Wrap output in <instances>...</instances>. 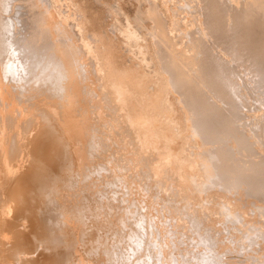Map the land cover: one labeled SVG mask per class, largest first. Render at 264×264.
<instances>
[{"label": "rangeland", "instance_id": "obj_1", "mask_svg": "<svg viewBox=\"0 0 264 264\" xmlns=\"http://www.w3.org/2000/svg\"><path fill=\"white\" fill-rule=\"evenodd\" d=\"M41 1L0 0V264H263L264 0Z\"/></svg>", "mask_w": 264, "mask_h": 264}, {"label": "bare ground", "instance_id": "obj_2", "mask_svg": "<svg viewBox=\"0 0 264 264\" xmlns=\"http://www.w3.org/2000/svg\"><path fill=\"white\" fill-rule=\"evenodd\" d=\"M7 1H8V0H7ZM29 1H30V0H29ZM40 1H41V0H40ZM155 1H156V0H155ZM170 1H171V0H170ZM41 2H42V1H41ZM164 2H165V1H164ZM228 2H229V1H228ZM12 3H13V2H12ZM39 3H40V2H39ZM51 3H52V2H51ZM250 3H251V2H250ZM61 4H62V3H61ZM72 4H73V3H72ZM242 4H243V3H242ZM2 5H3V4H2ZM47 5H48V3H47ZM101 5H102V4H101ZM197 5H198V4H197ZM52 6L54 7V5H52ZM65 6H66V5H65ZM76 6H77V5H76ZM111 6H112V5H111ZM115 6H116V5H115ZM166 6H167V5H166ZM245 6H246V5H245ZM34 7H35V6H34ZM45 7H46V6H45ZM226 7H227V6H226ZM2 8H3V6H2ZM8 8H9V7H8ZM17 8H18V7H17ZM39 8H40V6H39ZM47 8H48V6H47ZM55 8H56V7H55ZM72 8H73V7H72ZM74 8H75V7H74ZM116 8H117V7H116ZM165 8H166V7H165ZM9 9H10V8H9ZM52 9H53V8H52ZM56 9H57V8H56ZM56 9H54V10H56ZM215 9H216V8H215ZM45 10H46V9H45ZM252 10H253V9H252ZM30 11H31V10H30ZM52 11H53V10H52ZM118 11H119V9H118ZM147 11H148V10H147ZM182 11H183V10H182ZM242 11H243V10H242ZM247 11H248V10H247ZM42 12H43V11H42ZM42 12H41V13H42ZM46 12H47V11H46ZM73 12H74V11H73ZM75 12H76V11H75ZM231 12H232V11H231ZM259 12H260V11H259ZM41 13H40V14H41ZM55 13H56V12H55ZM80 13H81V12H80ZM116 13H117V12H116ZM157 13H158V12H157ZM162 13H163V12H162ZM57 14H58V12H57ZM112 14H113V13H112ZM146 14H149V13L147 12ZM248 14H249V13H248ZM258 14H259V13H258ZM53 15H54V14H53ZM169 15H170V14H169ZM169 15H168V17H169ZM262 15H263V14H262ZM39 16H40V15H38V17H39ZM56 16H59V14L56 15ZM66 16H67V15H66ZM112 16H113V15H112ZM263 16H264V15H263ZM77 17H78V16H77ZM83 17H84V15H83ZM135 17H136V16H135ZM173 17H174V16H173ZM236 17H237V16H236ZM30 18H32V17H30ZM57 18H60V17H57ZM63 18H65V17H63ZM113 18H114V17H113ZM121 18H122V17H121ZM133 18H134V17H133ZM214 18H215V17H214ZM248 18H249V17H248ZM17 19H18V18H17ZM38 19H39V18H38ZM66 19H67V18H66ZM111 19H112V18H111ZM168 19H169V18H168ZM175 19H176V17H175ZM236 19H237V18H236ZM255 19H256V18H255ZM261 19H262V18H261ZM47 20H48V19H47ZM76 20H77V19H76ZM115 20H116V19H115ZM117 20H118V19H117ZM190 20H191V19H190ZM205 20H206V19H205ZM209 20H210V19H209ZM243 20H244V19H243ZM250 20H251V19H250ZM257 20H258V19H257ZM17 21H18V20H17ZM43 21H44V20H43ZM77 21H78V20H77ZM141 21H143V20H141ZM180 21H181V20H180ZM262 21H263V19H262ZM50 22H52V21H50ZM120 22H121V21H120ZM139 22H140V21H139ZM196 22H197V21H196ZM234 22H235V21H234ZM236 22H237V21H236ZM36 23H37V22H36ZM41 23H43V22H41ZM47 23H48V22H47ZM174 23H175V22H174ZM174 23H173V24H174ZM208 23H209V22H208ZM263 23H264V22H263ZM31 24H32V23H31ZM40 25H41V24H40ZM78 25H79V23H78ZM112 25H113V24H112ZM165 25H166V24H165ZM187 25H188V24H187ZM191 25H192V24H191ZM208 25H209V24H208ZM233 25H234V24H233ZM251 25H252V24H251ZM256 25H258V24H256ZM17 26H18V25H17ZM36 26H37V24H36ZM36 26H35V27H36ZM62 26H63V25H62ZM172 26H173V25H172ZM222 26H223V25H222ZM245 26H246V25H245ZM248 26H249V25H248ZM248 26H247V27H248ZM37 27H38V26H37ZM37 27H36V28H37ZM67 27H68V26H67ZM74 27H75V26H74ZM126 27H129V26H126ZM126 27H125V28H126ZM140 27H141V26H140ZM155 27H156V26H155ZM169 27H170V26H169ZM259 27H260V26H259ZM38 28H39V27H38ZM77 28H78V27H76L75 30H76ZM112 28H113V27H112ZM115 28H116V27H115ZM253 28H254V27H253ZM57 29H58V28H57ZM154 29H155V28H154ZM168 29H169V28H168ZM170 29H171V28H170ZM242 29H243V28H242ZM245 29H246V28H245ZM261 29H262V28H261ZM38 30H39V29H38ZM53 30H54V29H53ZM75 30H74V31H75ZM122 30H123V29H122ZM126 30H127V29H126ZM130 30H131V29H130ZM157 30H158V29H157ZM181 30H182V29H181ZM257 30H258V29H257ZM262 30H264V27H263ZM41 31H42V30H41ZM110 31H111V30H110ZM113 31H114V30H113ZM124 31H125V30H124ZM132 31H133V30H131L130 32L132 33ZM145 31H146V30H145ZM39 32H40V31H39ZM43 32H44V31H43ZM54 32H56V31L54 30ZM57 32H58V30H57ZM127 32H128L127 35H130V34H129V31H127ZM253 32H254V31H253ZM12 33H13V32H12ZM58 33H59V32H58ZM133 33H135V32H133ZM230 33H231V32H230ZM230 33H229V34H230ZM258 33H260V32H258ZM44 34H45V33H44ZM63 34H64V33H63ZM91 34H92V33H91ZM91 34H90V35H91ZM154 34H155V33H154ZM250 34H251V33H250ZM262 34H263V33H262ZM12 35H14V34H12ZM17 35H18V34H17ZM40 35H41V33H40ZM42 35H43V33H42ZM42 35H41V36H42ZM87 35H88V34H87ZM135 35H136V34H135ZM160 35H162V34H160ZM234 35H235V34H234ZM252 35H253V34H252ZM61 36H62V35H61ZM132 36H133V35H132ZM153 36H154V35H153ZM211 36H212V35H211ZM249 36H250V35H249ZM254 36H256V35H254ZM258 36H259V35H258ZM79 37H80V36H79ZM87 37H88V36H87ZM89 37H90V36H89ZM121 37H123V36H121ZM150 37H151V36H150ZM163 37H164V36H163ZM163 37H162V38H163ZM233 37H235V36H233ZM251 37H252V36H251ZM262 37H263V36H262ZM262 37H261V38H262ZM128 38H130V37H128ZM219 38H220V37H219ZM242 38H243V37H242ZM30 39H31V38H30ZM38 39H39V38H38ZM46 39H48V38H46ZM56 39H57V38H56ZM58 39H59V38H58ZM67 39H68V38H67ZM80 39H81V38H80ZM87 39H88V38H87ZM115 39H116V38H115ZM121 39H122V38H121ZM144 39H145V38H144ZM155 39H156V37H155ZM244 39H245V38H244ZM250 39H251V38L249 37V41H250ZM259 39H260V38H259ZM263 39H264V38H263ZM16 40H17V39H16ZM16 40H15V41H16ZM24 40H25V38H24ZM27 40H28V39H27ZM39 40H40V39H39ZM74 40H75V39H74ZM83 40H84V39H83ZM89 40H90V39H89ZM221 40H222V39H221ZM255 40H257V39H255ZM11 41H12V40H11ZM47 41H48V40H47ZM62 41H64V39H63ZM115 41H116V40H115ZM160 41H161V40H160ZM183 41H184V40H183ZM229 41H230V40H229ZM233 41H234V40H233ZM31 42H32V41H31ZM58 42H59V41H58ZM91 42H92V40H91ZM93 42H94V41H93ZM150 42H151V41H150ZM211 42H212V41H211ZM251 42H252V41H251ZM29 43H30V42H29ZM38 43H39V42H38ZM38 43H36V44H38ZM45 43H46V42H45ZM49 43H50V42H49ZM51 43H52V42H51ZM78 43H79V42H78ZM83 43H85V40H84ZM88 43H89V42H88ZM128 43H129V42H128ZM160 43H161V42H160ZM163 43H164V42H163ZM218 43H219V42H218ZM237 43H238V42H237ZM237 43H236V44H237ZM257 43H258V42H257ZM16 44H17V43H16ZM19 44H20V43H19ZM63 44H64V42H63ZM125 44H126V43H125ZM161 44H162V43H161ZM245 44H246V43H245ZM248 44H249V43H248ZM27 45H28V44H27ZM29 45H30V44H29ZM32 45H33V44H32ZM34 45H35V44H34ZM38 45H39V44H38ZM60 45H61V44H60ZM64 45H65V44H64ZM83 45H84V44H83ZM85 45H86V44H85ZM154 45H155V44H154ZM167 45H168V44H167ZM189 45H190V44H189ZM191 45H192V44H191ZM20 46H21V45H20ZM41 46H42V45H41ZM41 46H40V47H41ZM53 46H54V45H53ZM61 46H62V45H61ZM69 46H70V45H69ZM90 46H91V45H90ZM124 46H125V45H124ZM224 46H225V45H224ZM232 46H233V45H232ZM250 46H251V45H250ZM15 47H16V46H15ZM28 47H29V46H28ZM35 47H36V45H35ZM38 47H39V46H38ZM51 47H52V46H51ZM62 47H63V46H62ZM82 47H83V46H82ZM135 47H136V46H135ZM220 47H221V46H220ZM242 47H243V45H242ZM19 48H20V47H19ZM32 48H33V47H32ZM42 48H43V47H42ZM83 48H84V47H83ZM86 48H88V47H86ZM94 48H95V47H94ZM129 48H130V47H129ZM138 48H139V47H138ZM187 48H188V47H187ZM248 48H250V47H248ZM11 49H12V48H11ZM35 49H37V47H36ZM45 49L47 50V49H49V48H45ZM56 49H57V48H56ZM56 49H55V50H56ZM59 49H60V48H59ZM66 49H67V48H66ZM69 49H70V48H68V51H69ZM89 49H90V48H89ZM100 49H101V48H100ZM104 49H105V48H104ZM139 49H140V48H139ZM178 49H179V48H178ZM213 49H214V48H213ZM234 49H235V48H234ZM236 49H237V51H238V48H236ZM242 49H243V48H242ZM18 50H19V49H18ZM32 50H33V49H32ZM46 50H45V51H46ZM80 50H81V48H80ZM85 50H86V49H85ZM187 50H188V49H187ZM231 50H232V49H231ZM243 50H244V49H243ZM246 50H247V49H246ZM250 50H251V49H250ZM261 50H264V48H262ZM261 50H260V51H261ZM50 51H51V50H50ZM98 51H99V50H98ZM138 51H139V50H138ZM138 51H137V52H138ZM190 51H191V50H190ZM233 51H234V50H233ZM248 51H249V50H248ZM0 52H1V51H0ZM19 52H20V51H19ZM19 52H18V53H19ZM23 52H24V51H23ZM41 52H42V51H41ZM85 52H87V51H85ZM88 52H89V51H88ZM128 52H129V51H128ZM139 52H140V51H139ZM168 52H169V51H168ZM241 52H242V51H241ZM261 52H262V51H261ZM16 53H17V51H16ZM44 53H45V52H44ZM44 53H43L42 55H44ZM61 53H62V52H61ZM65 53H66V52H65ZM69 53H70V52H69ZM72 53H73V51H72ZM77 53H78V52H77ZM79 53H80V52H79ZM82 53H83V52H82ZM92 53H93V51H92ZM135 53H136V52H135ZM153 53H154V52H153ZM177 53H178V52H177ZM226 53H227V52H226ZM248 53H249V52H248ZM32 54H33V52H32ZM35 54L38 55L36 52H35ZM35 54H34V55H35ZM39 54H40V53H39ZM66 54H67V53H66ZM66 54H65V55H66ZM155 54H156V53H155ZM238 54H239V53H238ZM255 54H256V53H255ZM262 54H263V53H262ZM15 55H16V54H15ZM20 55H21V54H20ZM20 55H19V56H20ZM42 55H41V56H42ZM62 55H63V54H62ZM72 55H73V54H72ZM168 55H169V54H168ZM246 55H247V54H246ZM30 56H31V55H30ZM41 56H40L39 58H41ZM74 56H75V55H74ZM86 56H87V55H86ZM90 56H91V55H90ZM140 56H141V54H140ZM143 56H144V55H143ZM155 56H156V55H155ZM171 56H172V55H171ZM244 56H245V55H244ZM260 56H261V54H260ZM17 57H18V56H17ZM35 57H38V56H35ZM65 57H66V56H65ZM146 57H147V56H146ZM221 57H222V56H221ZM255 57H256V56H255ZM25 58H26V57H25ZM32 58H33V57H32ZM32 58H31V59H32ZM45 58H47V60H49L47 56H46ZM68 58H69V57H68ZM72 58H73V57H72ZM91 58H92V57H91ZM95 58H96V57H95ZM191 58H192V57H191ZM222 58H223V57H222ZM226 58H227V57H226ZM236 58H237V57H236ZM240 58H241V56H240ZM240 58H239V59H240ZM22 59H24V57H23ZM37 59H38V58H37ZM54 59H55V58H54ZM54 59H51V60H54ZM74 59H75V58H74ZM136 59H137V58H136ZM180 59H181V58H180ZM221 60H222V59H221ZM234 60H235V59H234ZM16 61H17V60H16ZM35 61H36V60H35ZM56 61H57V60H56ZM86 61H87V60H86ZM139 61H140V60H139ZM142 61H143V59H142ZM147 61H149V60H147ZM239 61H240V60H239ZM40 62H42V61L40 60ZM48 62H49V61H48ZM53 62H54V61H53ZM70 62H71V61H69V63H70ZM73 62H75V60H74ZM227 62H228V61H227ZM236 62H237V61H236ZM245 62H246V61H245ZM253 62H254V61H253ZM253 62H252V63H253ZM29 63H30V62H29ZM31 63H32V62H31ZM31 63H30V64H31ZM33 63H34V62H33ZM38 63H39V62H38ZM38 63H36V64H38ZM75 63H76V62H75ZM82 63H83V62H82ZM147 63H148V62H147ZM192 63H193V62H192ZM224 63H225V62H224ZM229 63H230V62H229ZM27 64H28V63H27ZM45 64H47L46 61H45ZM45 64H44V65H45ZM54 64H55V63H54ZM90 64H91V63H90ZM218 64H219V63H218ZM239 64H240V63H239ZM247 64H248V63H247ZM261 64H262V63H261ZM32 65H34V64H32ZM51 65H52V64H51ZM55 65H57V64H55ZM73 65H74V64H73ZM157 65H158V64H157ZM157 65H156V66H157ZM179 65H180V64H179ZM248 65H249V64H248ZM256 65H257V64H256ZM263 65H264V64H263ZM42 66H43V64H42ZM42 66H40V67H42ZM71 66H72V65H71ZM147 66H148V65H147ZM171 66H172V65H171ZM231 66H232V65H231ZM242 66H243V65H242ZM249 66H250V65H249ZM252 66H253V65H252ZM252 66H251L250 68H252ZM28 67H29V66H28ZM47 67H48V66H47ZM56 67H57V66H56ZM61 67H62V65H61ZM83 67H84V66H83ZM105 67H106V65H105ZM182 67H183V66H182ZM185 67H186V66H185ZM185 67H184V68H185ZM228 67H229V66H228ZM235 67H236V66H235ZM262 67H263V66H262ZM262 67H261V68H262ZM31 68H32V67H31ZM36 68H37V66H36ZM174 68H175V67H174ZM184 68H183V69H184ZM208 68H209V67H208ZM241 68H242V67H241ZM255 68H256V67H255ZM5 69H6V68H5ZM37 69H38V68H37ZM39 69H40V68H39ZM41 69H42V68H41ZM45 69H46V68H45ZM145 69H146V68H145ZM159 69H160V68H159ZM161 69H162V68H161ZM223 69H224V68H223ZM232 69H233V68H232ZM27 70H29V69L27 68ZM43 70H44V68H43ZM47 70H48V68H47ZM50 70H51V69H50ZM52 70H53V69H52ZM88 70H89V69H88ZM90 70H91V69H90ZM205 70H206V69H205ZM258 70H259V68H258ZM84 71H85V70H84ZM105 71H107V70H105ZM149 71H150V70H149ZM166 71H167V69H166ZM212 71H213V70H212ZM214 71H215V70H214ZM245 71H246V70H245ZM252 71H253V70H252ZM32 72H33V71H32ZM34 72H35V71H34ZM90 72H91V71H90ZM131 72H132V71H131ZM138 72H139V71H138ZM194 72H195V71H194ZM205 72H206V71H205ZM222 72H223V71H222ZM227 72H228V71H227ZM231 72H232V71H231ZM248 72H249V71H248ZM254 72H255V70H254ZM9 73H10V72H9ZM51 73H52V72H51ZM54 73H55V72H54ZM146 73H147V72H146ZM187 73H188V72H187ZM233 73H234V72H233ZM249 73H250V72H249ZM260 73H261V72H260ZM21 74H22V73H21ZM29 74H30V73H29ZM38 74H39V73H37V75H38ZM73 74H74V73H73ZM178 74H179V73H178ZM189 74H190V73H189ZM243 74H244V73H243ZM250 74H251V73H250ZM255 74H256V73H255ZM13 75H14V74H13ZM30 75H32V74H30ZM44 75H45V74H44ZM79 75H80V72H79ZM212 75H213V74H212ZM236 75H237V74H236ZM257 75H258V74H257ZM11 76H12V75H11ZM82 76H83V75H82ZM85 76L87 77V75H85ZM152 76H154V75H152ZM167 76H168V74H167ZM169 76H170V75H169ZM213 76H214V75H213ZM242 76H243V75H242ZM32 77H33V76H32ZM34 77H37V76L35 75ZM38 77H39V76H38ZM46 77H48V76L46 75ZM51 77H52V76H51ZM56 77H57V76H56ZM56 77H55V79H56ZM58 77H60V76H58ZM62 77H63V75H62ZM94 77H95V76H94ZM144 77H145V75H144ZM228 77H229V76H228ZM239 77H241V76H239ZM247 77H248V76H247ZM249 77H250V76H249ZM256 77H257V76H256ZM27 78H29V77H27ZM43 78H44V77H43ZM157 78H158V77H157ZM221 78H222V77H221ZM236 78H237V77H236ZM36 79H37V78H36ZM55 79H54V80H55ZM98 79H99V78H98ZM151 79H153V78H151ZM172 79H173V77H172ZM219 79H220V78H219ZM228 79H229V78H228ZM248 79H249V78H248ZM25 80H26V78H25ZM28 80H29V79H28ZM41 80H42V79H41ZM41 80H40V82H41ZM44 80H45V82H46V78H45ZM48 80H49V78H48ZM59 80H61V79H59ZM63 80H65V79H63ZM72 80H73V79H72ZM87 80H88V79H87ZM112 80H113V79H112ZM166 80H167V79H166ZM166 80H165V81H166ZM50 81H51V80H50ZM50 81H49V84H50ZM55 81H56V80H55ZM84 81H85V80H84ZM89 81H90V80H89ZM109 81H110V80H109ZM119 81H120V80H119ZM119 81H117V84H116V83H113V84H112V83H111L112 81H111L110 83H111V86H112L113 94H114V92H115L116 94H119V97H120V98H122L123 96H120V94H121V93H122L121 95L125 94L126 89L123 90V88H124L125 86H124V87H123V86L121 87L122 84H121V83L118 84ZM206 81H207V80H206ZM221 81H222V80H221ZM249 81H250V79H249ZM0 82H1V81H0ZM20 82H21V81H20ZM25 82H26V81H25ZM31 82H32V81H31ZM38 82H39V81H38ZM45 82L43 81V83H45ZM52 82H53V81H52ZM58 82H59V81H57V84H58ZM61 82H62V81H61ZM113 82H114V80H113ZM213 82H214V81H213ZM228 82H229V81H228ZM230 82H231V81H230ZM253 82H254V81H253ZM28 83H29V82H28ZM43 83H42V84H43ZM46 83L48 84V82H46ZM110 83H109V84H110ZM169 83H170V82H169ZM174 83H175V82H174ZM195 83H196V82H195ZM223 83H224V82H223ZM240 83H241V82H240ZM26 84H27V83H26ZM49 84H48V85H49ZM52 84H53V83H52ZM98 84H99V83H98ZM146 84H147V83H146ZM214 84H215V83H214ZM247 84H248V83H247ZM247 84H245V85H247ZM14 85H15V84H14ZM211 85H212V84H211ZM217 85H218V84H217ZM248 85H249V84H248ZM1 86H2V85H1ZM43 86H44V85H43ZM58 86H59V85H58ZM91 86H92V85H91ZM91 86H90V88H91ZM150 86H151V85H150ZM169 86H170V85H169ZM199 86H200V85H199ZM205 86H206V85H205ZM224 86H225V85H224ZM237 86H238V85H237ZM3 87H4V86H3ZM3 87H2V88H3ZM20 87H21V86H20ZM98 87H99V86H98ZM156 87H157V86H156ZM170 87H171V86H170ZM212 87H213V86H212ZM222 87H223V86H222ZM233 87H234V86H233ZM241 87H242V86H241ZM6 88H7V87H6ZM22 88H23V87H22ZM59 88H60V87H58V89H59ZM83 88H84V87H83ZM125 88H126V87H125ZM210 88H211V87H210ZM3 89H5V88H3ZM9 89H10V88H9ZM19 89H20V88H19ZM39 89H40V88H39ZM39 89H38V90H39ZM56 89H57V88H56ZM213 89H214V88H213ZM226 89H227V88H226ZM13 90H14V89H13ZM51 90H52V89H51ZM148 90H149V89H148ZM233 90H234V89H233ZM238 90H239V89H238ZM241 90H242V89H241ZM10 91L12 92V90H10ZM48 91H49V89H48ZM60 91H61V90H60ZM88 91H89V90H88ZM123 91H124V92H123ZM129 91H130V90H129ZM176 91H177V90H176ZM236 91H237V90H236ZM245 91H246V90H245ZM4 92H5V90H4ZM49 92H50V91H49ZM55 92H56V91H55ZM210 92H211V91H210ZM219 92H220V91H219ZM223 92H224V91H223ZM38 93H39V92H38ZM83 93H84V92H83ZM101 93H102V92H101ZM227 93H228V92H227ZM5 94H6V93H5ZM9 94H10V93H9ZM23 94H24V93H23ZM23 94H22V96H23ZM25 94H26V93H25ZM29 94H30V93H29ZM42 94H43V92H42ZM51 94H53V93H51ZM85 94H86V93H85ZM103 94H104V93H103ZM220 94H221V93H220ZM260 94H261V93H260ZM10 95L12 96V94H10ZM20 95H21V94H20ZM26 95H27V94H26ZM57 95H58V94H57ZM70 95H71V93H70ZM92 95H93V94H92ZM104 95H105V94H104ZM114 95H115V94H114ZM226 95H227V94H226ZM241 95H242V94H241ZM252 95H254V94H252ZM0 96H1V95H0ZM7 96H8V95H7ZM28 96H29V95H28ZM39 96H41V95H39ZM44 96H45V92H44ZM74 96H75V95H74ZM93 96H94V95H93ZM116 96H117V95H116ZM116 96H115V97H116ZM138 96H139V95H138ZM223 96H224V95H223ZM238 96H239V95H238ZM238 96H237V97H238ZM13 97H14V96H13ZM34 97H35V96H34ZM84 97H85V96H84ZM117 97H118V96H117ZM119 97H118V99H119ZM19 98H20V97H19ZM23 98H24V97H23ZM26 98H27V97H26ZM40 98H41V97H40ZM56 98H57V97H56ZM76 98H77V97H76ZM93 98H94V97H93ZM104 98H105V97H104ZM143 98H144V97H143ZM179 98H180V97H179ZM232 98H233V97H232ZM87 99H88V98H87ZM123 99H124V98H123ZM182 99H183V98H182ZM220 99H221V98H220ZM256 99H257V98H256ZM14 100H16V99L14 98ZM18 100H19V99H18ZM23 100H24V99H23ZM39 100H41V99L38 98V102H36V103H39ZM43 100H44V99H43ZM59 100H60V99H59ZM63 100H64V99H63ZM105 100H108V99L106 98ZM105 100H103V101H105ZM230 100H231V99H230ZM11 101H12V99H11ZM35 101H36V100H35ZM50 101H51V100H50ZM240 101H241V100H240ZM250 101H252V100H250ZM258 101H259V100H258ZM2 102H4V101H2ZM5 102H6V100H5ZM18 102H19V101H18ZM21 102H22V98H21ZM29 102H30V101H29ZM47 102H48V101H47ZM53 102H54V101H53ZM65 102H66V100H65ZM74 102H76V101H74ZM101 102H102V101H101ZM105 102H108V101H105ZM228 102H230V101H228ZM231 102H232V101H231ZM236 102H237V101H236ZM236 102H235V103H236ZM248 102H249V101H248ZM6 103H7V102H6ZM19 103H20V102H19ZM32 103H33V102H32ZM32 103H31V104H32ZM207 103H208V102H207ZM215 103H217V102H215ZM243 103H244V102H243ZM9 104H11V103L9 102ZM23 104H25V103H23ZM27 104H28V103H27ZM31 104H30V105H31ZM77 104H78V103H77ZM108 104H109V103H108ZM136 104H137V103H136ZM224 104H225V103H224ZM227 104H228V103H227ZM231 104H232V103H231ZM248 104H249V103H248ZM25 105H26V104H25ZM33 105H35V104H33ZM44 105H45V104H44ZM53 105H54V104H53ZM63 105H64V104H63ZM124 105H125V104H124ZM233 105H234V103H233ZM9 106H10V105H9ZM22 106H23V105H22ZM28 106H29V105H28ZM31 106H32V105H31ZM36 106H37V105H35V107H36ZM38 106H40V104H39ZM49 106H50V105H49ZM89 106H90V105H89ZM89 106H88V107H89ZM97 106H98V105H97ZM165 106H166V105H165ZM193 106H194V105H193ZM219 106H220V105H219ZM225 106H226V105H225ZM229 106H230V105H229ZM93 107H94V106H93ZM102 107H104V106H102ZM166 107H167V106H166ZM185 107H186V106H185ZM212 107H213V106H212ZM7 108H8V107H7ZM9 108H10V107H9ZM15 108H16V107H15ZM26 108H27V107H26ZM26 108H25V109H26ZM59 108H60V107H59ZM91 108H92V106H91ZM105 108H106V106H105ZM241 108H242V107H241ZM245 108H246V107H245ZM249 108H250V107H249ZM254 108H255V107H254ZM17 109H18V108H17ZM20 109H21V108H20ZM31 109H32V108H31ZM93 109H94V108H92V110H93ZM107 109H109V108H107ZM114 109H115V108H114ZM167 109H168V108H167ZM211 109H212V108H211ZM225 109H226V108H225ZM234 109H235V108H234ZM260 109H261V108H260ZM15 110H16V109H15ZM21 110H23V109H21ZM26 110H27V109H26ZM26 110H25V111H26ZM45 110L47 111L46 108H45ZM135 110H136V109H135ZM148 110H149V109H148ZM208 110H209V109H208ZM256 110H257V109H256ZM16 111H17V110H16ZM31 111H32V110H31ZM31 111H29V112H31ZM90 111H91V110H90ZM228 111H229V110H228ZM233 111H234V110H233ZM236 111H237V110H236ZM26 112L29 113L28 111H26ZM34 112H35V111H34ZM34 112H33V113H34ZM91 112H92V111H91ZM91 112H90V113H91ZM106 112H107V111H106ZM163 112H164V111H163ZM200 112H201V111H200ZM234 112H235V111H234ZM17 113H18V112H17ZM110 113H111V112H110ZM113 113H115V112H113ZM218 113H219V112H218ZM8 114H9V113H8ZM8 114H6V117H9V118H10V115L8 116ZM52 114H53V113H52ZM75 114H76V113H75ZM141 114H142V113H141ZM141 114H140V115H141ZM149 114H150V112H149ZM222 114H223V113H222ZM242 114H243V113H242ZM12 115H13V114H12ZM16 115H17V114H16ZM19 115H20V114H19ZM19 115L17 116V118L19 117ZM30 115H31V114H30ZM32 115H33V114H32ZM57 115H58V114H57ZM107 115H108V114H107ZM109 115H110V114H109ZM143 115H144V114H143ZM147 115H148V114H147ZM22 116H23V115H22ZM28 116H29V115H28ZM33 116H34V115H33ZM48 116H49V115H48ZM63 116H65V115L63 114ZM226 116H227V115H226ZM3 117H4V116H3ZM30 117H31V116H30ZM86 117H87V116H86ZM143 117H144V116H143ZM223 117H224V116H223ZM9 118H6V120L8 121ZM14 118H16V117L14 116ZM14 118H13V119H14ZM56 118H57V117H56ZM58 118H59V117H58ZM114 118H116V117H114ZM117 118H118V117H117ZM146 118H147V116H146ZM183 118H184V117H183ZM193 118H194V117H193ZM0 119H1V118H0ZM20 119H21V118H20ZM54 119H55V118H54ZM132 119H133V118H132ZM147 119H148L147 121L149 122V121H151L152 118L150 117V118H147ZM149 119H150V120H149ZM3 120H4V119H3ZM6 120H5V121H6ZM29 120H31V119H29ZM72 120H73V119H72ZM109 120H110V119H109ZM113 120H114V119H113ZM134 120H135V119H134ZM155 120H156V119H155ZM215 120H216V119H215ZM245 120H246V119H245ZM16 121H17V120H16ZM54 121H55V120H54ZM76 121H77V120H76ZM84 121H85V120H84ZM107 121H108V120H107ZM107 121H106V122H107ZM142 121H143V120H142ZM211 121H212V120H211ZM225 121H226V120H225ZM23 122H24V120H23ZM25 122H26V121H25ZM30 122H32V121H30ZM37 122H38V121H37ZM51 122H53V121L51 120ZM108 122H109V121H108ZM114 122H115V121H114ZM148 122H147V123H148ZM151 122H152V124H154L153 121H151ZM3 123H4V121L2 122V125H5V124H3ZM6 123L9 124V122H6ZM41 123H42V122H41ZM56 123H57V122H56ZM67 123H68V122H67ZM95 123H96V122H95ZM175 123H176V122H175ZM178 123H180V122H178ZM189 123H190V121H189ZM230 123H231V122H230ZM8 124H7V125H8ZM19 124H20V122H19ZM28 124H29V123H28ZM197 124H198V123H197ZM216 124H217V123H216ZM7 125H6V126H7ZM30 125H31V124H30ZM34 125H35V124H34ZM62 125H63V124H62ZM82 125H83V124H82ZM111 125H112V124H111ZM173 125H174V124H173ZM221 125H222V124H221ZM11 126H12V125H10V127H11ZM13 126H14V125H13ZM16 126H17V125H16ZM19 126H21V125H18V127H16V129H18ZM76 126H77V125H76ZM104 126H105V125H104ZM117 126H118V125H117ZM190 126H192V125H190ZM193 126H195V125H193ZM193 126H192V127H193ZM216 126H217V125H216ZM111 127H112V126H111ZM126 127H127V126H126ZM149 127H150V126H149ZM252 127H253V125H252ZM260 127H261V126H260ZM78 128H79V127H78ZM95 128H96V127H95ZM109 128H110V127H109ZM220 128H222V127L220 126ZM236 128H237V127H236ZM10 129H11V128H10ZM10 129H9V131H10ZM118 129H119V128H118ZM124 129H125V127H124ZM148 129H149V128H148ZM148 129H147V130H148ZM156 129H157V128H156ZM193 129H194V128H193ZM13 130H14V129H13ZM81 130H82V129H81ZM93 130H94V129H93ZM95 130H96V129H95ZM95 130H94V131H95ZM101 130H102V129H101ZM126 130H127V129H126ZM195 130H196V129H195ZM114 131H115V130H114ZM123 131H124V130H123ZM154 131H155V129H153L152 132H154ZM190 131H191V130H190ZM201 131H202V130H201ZM0 132H1V130H0ZM120 132H121V131H120ZM128 132H129V130H128ZM157 132H158V133H157ZM192 132H193V131H192ZM259 132H260V131H259ZM2 133H3V132H2ZM11 133H12V132H11ZM65 133H66V132H65ZM122 133H123V132H122ZM154 133H157L156 135H159V137L162 136V135H164V132H163V134H159V133H161L160 131H156V132H154ZM193 133H194V132H193ZM198 133H200V131H199ZM4 134H5V133H4ZM152 134H153V133H152ZM191 134H192V133H191ZM214 134H215V133H214ZM218 134H219V133H218ZM1 135H2V134H1ZM11 135H12V134H11ZM11 135H10V136H11ZM110 135H111V134H110ZM126 135H127V134H126ZM165 135H166V134H165ZM167 135H169V134H167ZM233 135H234V134H233ZM258 135H259V134H258ZM114 136H115V135H114ZM189 136H190V135H189ZM196 136H197V134H196ZM255 136H256V135H255ZM192 137H193V136H192ZM221 137H222V136H221ZM259 137H260V136H259ZM1 138H2V137H1ZM120 138H121V137H120ZM162 138H163V137H162ZM197 138H199V137H197ZM234 138H235V137H234ZM112 139H113V138H112ZM130 139H131V138H130ZM130 139H129V140H130ZM157 139H158V138H157ZM172 139H173V138H172ZM246 139H247V138H246ZM9 140H10V139H9ZM115 140H116V139H115ZM119 140H120V139H119ZM121 140H122V139H121ZM12 141H13V139H12ZM125 141H126V140H125ZM156 141H157V140H156ZM174 141H175V140H174ZM246 141H247V140H246ZM115 142H116V141H115ZM152 142H153V140H152ZM168 142H169V141H168ZM203 142H204V141H203ZM236 142H237V141H236ZM127 143H128V142H127ZM129 143H131V141H130ZM140 143H141V142H140ZM165 143H166V142H165ZM170 143H171V142H170ZM258 143H259V142H258ZM8 144H9V143H8ZM13 144H15V143H13ZM18 144H19V143H18ZM114 144H115V143H114ZM142 144H143V142H142ZM171 144H172V143H171ZM203 144H204V143H203ZM11 145H12V144H11ZM122 145H123V144H122ZM122 145H121V146H122ZM178 145H179V144H178ZM186 145H187V144H186ZM215 145H216V144H215ZM215 145H214V147H215ZM236 145H237V144H236ZM236 145H235V146H236ZM255 145H257V144H255ZM166 146H167V145H166ZM173 146H174V145H173ZM191 146H192V145H191ZM216 146H217V145H216ZM221 146H222V145H221ZM16 147H17V144H16ZM16 147H15V148H16ZM119 147H120V146H119ZM134 147H135V145H134ZM134 147H133V148H134ZM137 147H138V146H137ZM210 147H211V146H210ZM9 148H10V147H9ZM9 148H8V149H9ZM122 148H123V147H122ZM128 148H129V147H128ZM130 148H131V147H130ZM169 148H170V147H169ZM186 148H187V147H186ZM12 149H13V148H12ZM171 149H172V148H171ZM191 149H192V148H191ZM191 149H189V150H191ZM208 149H209V148H208ZM212 149H213V148H212ZM214 149H215V148H214ZM244 149H245V148H244ZM244 149H243V150H244ZM74 150H75V148H74ZM139 150H140V149H139ZM219 150H220V149H219ZM245 150H246V149H245ZM164 151H165V150H164ZM222 151H223V150H221V152H222ZM134 152H135V151H134ZM154 152H155V151H154ZM244 152H245V151H244ZM140 153H141V152H140ZM168 153H169V152H168ZM170 153H171V152H170ZM191 153H192V152H191ZM239 153H240V152H239ZM129 154H130V153H129ZM133 154H134V153H132V155H133ZM148 154H149V153H148ZM165 154H166V153H165ZM173 154H175V153H173ZM177 154H179V153H177ZM189 154H190V153H189ZM197 154H198V153H197ZM204 154H205V153H204ZM140 155H141V154H140ZM223 155H224V154H223ZM141 156L143 157V155H141ZM171 156H172V155H171ZM191 156H192V155H191ZM144 157H145V156H144ZM174 157H175V156H174ZM176 157H177V156H176ZM196 157H197V156H196ZM212 157L214 158V155H213ZM233 157H234V156H233ZM139 158H141V157L139 156ZM153 158H155V156H153ZM161 158H163V157H161ZM168 158H169V157H168ZM172 158H173V157H172ZM192 158H193V157H192ZM129 159H130V158H129ZM145 159H146V158H145ZM147 159H148V158H147ZM158 159H159V158H158ZM158 159H157V160H158ZM206 159H207V158H206ZM211 159H212V158H211ZM224 159H225V158H224ZM77 160H78V159H77ZM140 160H141V159H140ZM149 160H150V159H149ZM149 160H147V161L150 162ZM153 160H154V159H153ZM161 160H162V159H161ZM164 160H165V159H164ZM168 160H169V159H168ZM209 160H210V159H209ZM214 160H217V159H214ZM134 161H135V160H134ZM145 161H146V160H145ZM162 161H163V160H162ZM0 162H1V161H0ZM139 162H140V161H139ZM159 162H160V160H159ZM159 162H158V164H159ZM169 162H170V161H169ZM202 162H203V161H202ZM202 162H201V163H202ZM208 162H209V161H208ZM211 162H212V161H211ZM211 162H210V163H211ZM213 162H214V161H213ZM127 163H128V162H127ZM136 163H137V162H136ZM160 163L162 164V162H160ZM214 163H215V162H214ZM258 163H259V162H258ZM130 164H131V162H130ZM142 164H143V163H142ZM147 164H148L147 162H146V164L144 163V165H147ZM149 164H150V163H149ZM185 164H186V163H185ZM204 164H205V163H204ZM211 164H213V163H211ZM1 165H2V164H1ZM1 165H0V168H1ZM144 165H143V166H144ZM233 165H234V164H233ZM133 166H134V165H133ZM167 166H168V165H167ZM177 166H180V165H177ZM192 166H193V165H192ZM201 166H202V165H201ZM229 166H230V165H229ZM17 167H18V166H17ZM145 167H146V166H145ZM171 167H172V165H171ZM204 167H205V166H204ZM207 167H208V166H207ZM231 167H232V166H231ZM140 168H141V167H140ZM178 168H179V167H178ZM212 168H213V167H212ZM1 169H2V168H1ZM138 169H139V168H138ZM149 169H150V168H149ZM153 169H154V168H153ZM165 169H166V168H165ZM201 169H202V168H201ZM206 169H207V168H206ZM154 170H155V169H154ZM202 170H203V169H202ZM219 170H220V169H219ZM241 170H242V169H241ZM1 171H2V170H1ZM140 171H142V170H140ZM171 171H172V169H171ZM173 171H175V170H173ZM228 171H229V170H228ZM233 171H234V170H233ZM239 171H240V170H239ZM143 172H144V171H143ZM180 172H181V171H180ZM185 172H186V171H185ZM202 172H203V171H202ZM221 172H222V170H221ZM229 172L232 173V170L229 171ZM240 172H241V171H240ZM240 172L237 173V174H240ZM1 173H2V172H0V174H1ZM145 173H146V171H145ZM147 173H148V172H147ZM143 174H144V173H143ZM228 174H229V173H228ZM168 175H170V174H168ZM203 175H204V174H203ZM224 175H225V174H224ZM229 175H230V174H229ZM164 176H165V175H164ZM166 176H167V175H166ZM188 176H189V175H188ZM162 177H163V176H162ZM170 177H171V176H170ZM170 177H169V178H170ZM191 177H193V176H191ZM230 177H233V175L230 176ZM234 177H235V176H234ZM236 177H237V176H236ZM33 178H34V177H33ZM189 178H190V177H189ZM226 178H227V177H226ZM252 178H253V177H252ZM257 178H258V177H257ZM146 179H147V178H146ZM166 179H168V177H167ZM192 179H193V178H192ZM208 179H209V178H208ZM233 179H234V178H233ZM205 180H207V179H205ZM228 180H231V178H229ZM252 180H253V179H252ZM161 181H162V178H161ZM189 181H190V179H189ZM164 182H165V181H164ZM190 182H191V181H190ZM202 182H203V181H202ZM228 182H229V181H228ZM251 182H252V181H251ZM251 182H250V183H251ZM157 183H158V182H157ZM157 183H156V184H157ZM161 183H162V182H161ZM161 183H160V184H161ZM187 183H188V182H187ZM220 184H221V183H220ZM232 184H233V183H232ZM253 184L255 185V183H253ZM256 184H257V183H256ZM167 185H168V183H167ZM194 185H195V184H194ZM200 185H201V184H200ZM248 185H249V184H248ZM144 186H145V185H144ZM148 186H149V185H148ZM234 186H235V185H234ZM257 186H258V184L256 185V189H257ZM206 187H207V186H206ZM252 187H253V186H252ZM199 188H200V187H199ZM199 188H198V189H199ZM250 188H251V187H250ZM254 188H255V187H254ZM195 189H196V188H195ZM200 189H201V188H200ZM203 189H204V188H203ZM168 190H169V189H168ZM252 190H254V189H252ZM259 190H260V189H259ZM190 191H191V190H190ZM221 191H222V190H221ZM250 191H251V190H250ZM159 192H160V191H159ZM197 192H198V191H197ZM256 192H257V191H256ZM179 193H180V192H179ZM252 193H253V191H252ZM119 194H120V193H119ZM174 194H175V192H174ZM204 194H205V193H204ZM233 194H234V193H233ZM140 195H141V194H140ZM146 195H147V194H146ZM158 195H159V194H158ZM202 195H203V194H202ZM142 196H143V195H142ZM174 196H175V195H174ZM186 197H187V196H186ZM192 197H194V196H192ZM114 198H115V197H114ZM148 198H149V197H148ZM167 199H168V198H167ZM170 199H171V198H170ZM172 199H173V198H172ZM182 199H183V198H182ZM214 199H216V198H214ZM121 200H122V199H121ZM173 200H174V199H173ZM191 200H192V199H191ZM204 200H206V199H204ZM204 200H203V201H204ZM262 200H263V199H262ZM179 201H180V199H179ZM181 201L183 202V200H181ZM187 201H188V200H187ZM189 201H190V200H189ZM208 201H209V200H208ZM215 201H216V200H215ZM122 202H123V201H122ZM126 202H127V201H126ZM152 202H153V199H152ZM184 202H185V200H184ZM114 203H115V202H114ZM169 203H170V202H169ZM143 204H144V203H143ZM188 204H189V203H188ZM200 204H201V203H200ZM216 204H217V203H216ZM161 206H162V205H161ZM173 206H174V205H173ZM218 206H219V205H218ZM222 206H223V205H222ZM189 207H190V205H189ZM189 207H188V208H189ZM220 207H221V206H220ZM233 207H234V206H233ZM7 208H8V206H7ZM127 208H128V207H127ZM161 208H162V207H161ZM174 208H176V207H174ZM174 208H173V209H174ZM182 208H183V207H182ZM198 208H199V207H198ZM110 209H111V208H110ZM123 209H124V208H123ZM149 209H150V208H149ZM151 209H152V208H151ZM186 209H187V206H186ZM192 209H193V208H192ZM259 209H260V208H259ZM7 210H8V209H7ZM7 210H6V211H7ZM164 210H165V209H164ZM175 210H177V209H175ZM183 210H184V209H183ZM190 210H191V209H190ZM216 210H217V209H216ZM219 210H220V208H219ZM152 211H153V210H152ZM155 211H156V210H155ZM161 211H162V210H161ZM191 211H193V210H191ZM201 211H202V210H201ZM208 211H209V210H208ZM227 211H228V210H227ZM232 211H234V210H232ZM262 211H263V210H262ZM8 212H9V211H8ZM130 212H131V211H130ZM173 212H174V211H173ZM179 212H180V211H179ZM181 212H182V211H181ZM184 212H185V211H184ZM188 212H190V211H188ZM202 212H203V211H202ZM258 212H260V211H258ZM156 213H157V212H156ZM182 213H183V212H182ZM190 213H191V212H190ZM7 214H9V213H7ZM130 214H131V213H130ZM209 214H210V213H209ZM209 214H208V215H209ZM136 215H137V214H136ZM177 215H178V214H177ZM181 215H182V214H181ZM188 215H191V214L188 213ZM206 215H207V214H206ZM240 215H241V214H240ZM260 215H261V214H260ZM140 216H141V215H140ZM166 216H167V215H166ZM175 216H176V215H175ZM198 216H199V215H198ZM156 217H157V216H156ZM177 217H178V216H177ZM200 217H202V216H200ZM218 217H219V216H218ZM231 217H232V214H231ZM136 218L138 219V217H136ZM174 218H175V217H174ZM225 218H227V217H225ZM176 219H177V218H176ZM179 219H180V218H179ZM194 219H195V217H194ZM221 219H223V218H221ZM230 219H231V218H230ZM233 219H234V218H233ZM157 220H158V219H157ZM198 220H199V218H198ZM204 220H205V219H204ZM206 220H207V219H206ZM206 220H205V221H206ZM263 220H264V219H263ZM142 221H143V220H142ZM168 221H170V220H168ZM191 221H192V220H191ZM233 221H234V220H233ZM166 222H167V221H166ZM206 222H207V221H206ZM225 222H226V221H225ZM143 223H144V222H143ZM180 223H181V222H180ZM208 223H209V222H208ZM241 223H243V222H241ZM228 224H229V223H228ZM235 224H236V223H235ZM251 224H252V223H251ZM123 225H124V224H123ZM160 225H161V224H160ZM178 225H179V224H178ZM182 225H183V224H182ZM243 225H244V224H243ZM249 225H250V223H249ZM254 225H255V224H254ZM250 226H251V225H250ZM257 226H258V225H257ZM137 227H138V226H137ZM209 227H210V226H209ZM253 227H254V226H253ZM262 227H263V226H262ZM122 228H123V227H122ZM124 228H125V227H124ZM138 228H139V227H138ZM180 228H181V227H180ZM244 228H245V227H244ZM244 228H243V229H244ZM219 229H220V228H219ZM245 229H246V228H245ZM245 229H244V230H245ZM138 230H139V229H138ZM113 231H114V230H113ZM121 231H122V230H121ZM226 231H227V230H226ZM235 231H236V230H235ZM252 231H253V230H252ZM188 232H189V231H188ZM210 232H211V231H210ZM216 232H217V231H216ZM217 233H218V232H217ZM240 233H241V232H240ZM245 233H246V232H245ZM250 233H251V232H250ZM122 235H123V234H122ZM173 235H174V234H173ZM192 235H193V234H192ZM114 236H115V235H114ZM142 236H143V235H142ZM193 237H194V236H193ZM212 237H213V236H212ZM215 237H216V236H215ZM246 237H247V236H246ZM128 238H129V237H128ZM187 238H188V237H187ZM201 238H202V237H201ZM125 239H126V238H125ZM129 239H130V238H129ZM156 239H157V238H156ZM161 239H162V238H161ZM164 239H165V238H164ZM166 239H167V238H166ZM241 239H242V238H241ZM147 240H148V239H147ZM169 240H170V239H169ZM213 240H214V239H213ZM228 240H229V239H228ZM235 240H236V239H235ZM256 240H257V239H256ZM136 241H137V240H136ZM142 241H143V240H142ZM221 241H222V240H221ZM169 242H170V241H169ZM177 242H178V241H177ZM222 242H223V241H222ZM136 243H137V242H136ZM136 243H135V244H136ZM141 243H142V242H141ZM143 243H144V242H143ZM171 243H172V242H171ZM230 243H231V242H230ZM230 243H229V244H230ZM232 243H233V241H232ZM137 244H138V243H137ZM145 244H146V243H145ZM153 245H154V244H153ZM181 245H182V244H181ZM204 245H205V244H204ZM140 246H141V245H140ZM140 246H139V247H140ZM175 246H176V245H175ZM242 246H243V245H242ZM263 246H264V245H263ZM136 247H137V246H136ZM144 247H145V246H144ZM153 247H154V246H153ZM212 247H213V246H212ZM212 247H211V248H212ZM239 248H240V247H239ZM174 249H175V248H174ZM180 249H181V248H180ZM195 249H196V248H195ZM205 249H206V248H205ZM240 249H242V248H240ZM256 249H257V248H256ZM201 250H202V249H201ZM137 251H138V250H137ZM140 251H141V250H140ZM140 251H139V252H140ZM151 251H152V250H151ZM169 251H170V250H169ZM204 251H205V250H204ZM153 252H155V251H153ZM214 252H215V251H214ZM251 252H252V251H251ZM263 252H264V251H263ZM136 253L138 254V252H136ZM203 253H205V252H203ZM228 253H229V252H228ZM258 253H259V252H258ZM184 254H185V253H184ZM198 254H199V253H198ZM200 254H201V253H200ZM222 254H224V253H222ZM143 255H144V254H143ZM146 255H147V253H146ZM181 255H182V254H181ZM127 256H128V255H127ZM130 256H131V255H130ZM144 256H145V255H144ZM148 256H149V254H148ZM152 256H153V255H152ZM161 256H162V255H161ZM163 256H164V255H163ZM186 256H187V255H186ZM200 256H201V255H200ZM200 256H199V257H200ZM132 257H133V256H132ZM137 257H138V255H137ZM172 257H173V256H172ZM258 257H259V256H258ZM139 258H140V257H139ZM154 258L156 259V257H154ZM190 258H191V257H190ZM190 258H189V259L187 258V259L190 260ZM223 258H224V257H223ZM248 258H249V257H248ZM152 259H153V258H152ZM187 259H186V260H187ZM249 259H250V258H249ZM135 260H136V259H135ZM144 260H145V259H144ZM172 260H173V259H172ZM196 260H197V259H196ZM196 260H195V261H196ZM252 260H253V259H252ZM141 261H142V260H141ZM169 261H170V260H169ZM200 261H201V260H200ZM206 261H207V260H206ZM206 261H205V262H206ZM255 261H256V260H255ZM151 262H152V261H151ZM173 262H174V261H173ZM185 262H186V261H185ZM185 262H184V263H185ZM261 262H262V261H261ZM138 263H139V262H138ZM197 263H198V262H197ZM151 264H152V263H151ZM166 264H167V263H166ZM175 264H176V261H175ZM207 264H208V263H207ZM260 264H261V263H260ZM263 264H264V263H263Z\"/></svg>", "mask_w": 264, "mask_h": 264}]
</instances>
